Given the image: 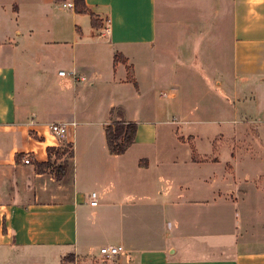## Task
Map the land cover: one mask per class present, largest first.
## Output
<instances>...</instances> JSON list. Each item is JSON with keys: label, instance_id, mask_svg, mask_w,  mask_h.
Wrapping results in <instances>:
<instances>
[{"label": "crops", "instance_id": "1", "mask_svg": "<svg viewBox=\"0 0 264 264\" xmlns=\"http://www.w3.org/2000/svg\"><path fill=\"white\" fill-rule=\"evenodd\" d=\"M66 1L0 0V264H264V0ZM186 69L205 70L210 117L186 106ZM114 107L138 124L123 154Z\"/></svg>", "mask_w": 264, "mask_h": 264}, {"label": "rangeland", "instance_id": "2", "mask_svg": "<svg viewBox=\"0 0 264 264\" xmlns=\"http://www.w3.org/2000/svg\"><path fill=\"white\" fill-rule=\"evenodd\" d=\"M62 5V4H61ZM72 9L71 8H64L63 6L60 7L59 9V12L63 13L64 15L66 13H69ZM84 18L87 19L86 16H83ZM182 36H184V33L180 34ZM180 36V38L182 39L183 37ZM201 59L200 58H195V62L194 64L192 65V67H198L200 68L199 66L201 65L202 69H205L207 70L206 73L208 72V75L210 76V72H209V64H205V62L203 64H201ZM191 67V66H189ZM194 67V68H195ZM210 67H211V64H210ZM202 69H197L200 73L205 71V70H202ZM186 73L189 75L186 83H187V93L186 95H188L190 93V95L188 96V104L186 105L190 111L194 114H199L201 115V117H207V116H211L212 115V112H210L208 115H206L208 113V111L206 110V108H210L211 110V107L213 108H216V103L213 102V100H209V97L205 99V96H203V87H202V83H204V78L202 77V75H200V73L198 74H194V73H191L189 71V69H186ZM65 71V70H64ZM179 72H185V69L182 68V70H180ZM177 83H180L179 79H176ZM171 89V88H170ZM170 89H168L167 87L163 88L162 89V92L161 94L163 96H165L164 94H166V96L164 97V100L166 99L167 95L169 94V91ZM194 124L190 127L193 131H198V130H213L215 131V124H209V123H204L202 124L203 122H193ZM202 124V125H201ZM260 128L262 127H257L256 130H254V132H260ZM206 140L204 141H200V146L203 148L206 147ZM72 147H67V144H63L62 147L58 148L56 150V153L53 155V161H57L56 158H60V162H62V167H65L66 165H69L72 163V157L70 156V152L72 151L71 150ZM255 156H263L264 157V152L261 150H259V152H253ZM50 162L52 165L51 167L53 166V169H57L56 167V164L58 163H52Z\"/></svg>", "mask_w": 264, "mask_h": 264}, {"label": "trees", "instance_id": "3", "mask_svg": "<svg viewBox=\"0 0 264 264\" xmlns=\"http://www.w3.org/2000/svg\"><path fill=\"white\" fill-rule=\"evenodd\" d=\"M74 3L76 12H86V0H74ZM92 22L95 23L94 18L92 19ZM117 59L118 58L116 57V61ZM111 116L112 122L106 127L109 149L112 154H123L135 142L138 124L134 121H127L123 110L119 107L112 108ZM52 150L53 147L49 146L47 149L49 155H51ZM70 156H74L73 151L70 152ZM50 162L51 159L44 163L37 162V164L46 167L51 164ZM58 167L62 168V165H59Z\"/></svg>", "mask_w": 264, "mask_h": 264}, {"label": "built area", "instance_id": "4", "mask_svg": "<svg viewBox=\"0 0 264 264\" xmlns=\"http://www.w3.org/2000/svg\"><path fill=\"white\" fill-rule=\"evenodd\" d=\"M63 5L69 8H74L75 3L74 0H68L66 2H63ZM107 35L110 36V28H106ZM74 75H76L74 72H72ZM61 75L65 74V71L60 72ZM77 122L75 121H64V122H56V123H51L49 125V130L50 133L57 138H62L64 137L67 132L69 131L70 128H76ZM23 162L25 164H30L31 163V157L29 154H26L23 158ZM91 197V205H97L98 204V195L96 192H92L90 194ZM124 247L122 245H110V246H105L101 248V254L106 260H114L117 258L121 252L123 251Z\"/></svg>", "mask_w": 264, "mask_h": 264}]
</instances>
